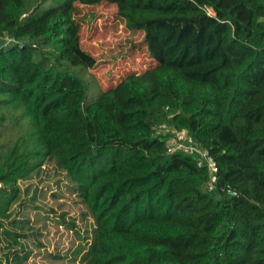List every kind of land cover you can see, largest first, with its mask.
<instances>
[{
  "label": "trees",
  "instance_id": "16d2710c",
  "mask_svg": "<svg viewBox=\"0 0 264 264\" xmlns=\"http://www.w3.org/2000/svg\"><path fill=\"white\" fill-rule=\"evenodd\" d=\"M102 4L145 34L156 66L89 103L66 66L96 67L77 15ZM5 38L0 264L30 260L34 227L13 207L47 162L96 221L88 264H264V0H0ZM164 123L208 150L213 191L195 156L167 154Z\"/></svg>",
  "mask_w": 264,
  "mask_h": 264
},
{
  "label": "rangeland",
  "instance_id": "374dc122",
  "mask_svg": "<svg viewBox=\"0 0 264 264\" xmlns=\"http://www.w3.org/2000/svg\"><path fill=\"white\" fill-rule=\"evenodd\" d=\"M77 19L82 25V48L97 59V65L88 70L66 67L87 84L89 103L128 75L156 66L144 42L145 34L130 31L115 5H79ZM9 131L15 136L19 128L10 126ZM21 186L23 199L13 207V215L24 218L23 214H28L34 227L32 232L27 231L30 234L25 241L32 252L28 264H88L96 221L66 173L54 162H47L34 179ZM36 189L45 193L44 197L38 195L42 201H34Z\"/></svg>",
  "mask_w": 264,
  "mask_h": 264
},
{
  "label": "built area",
  "instance_id": "2783aa9c",
  "mask_svg": "<svg viewBox=\"0 0 264 264\" xmlns=\"http://www.w3.org/2000/svg\"><path fill=\"white\" fill-rule=\"evenodd\" d=\"M155 131L157 136H166L167 154L183 152L190 156H195L199 168L207 167L209 169L212 180L208 184L207 190L213 191L215 189L218 167L208 150L200 148V146L190 138L187 132L178 131L165 123L158 125ZM228 195L235 197L237 193L229 191Z\"/></svg>",
  "mask_w": 264,
  "mask_h": 264
},
{
  "label": "water",
  "instance_id": "95a60500",
  "mask_svg": "<svg viewBox=\"0 0 264 264\" xmlns=\"http://www.w3.org/2000/svg\"><path fill=\"white\" fill-rule=\"evenodd\" d=\"M22 44L24 45H29L30 42L28 40H22L21 41ZM16 42L14 40H9L8 38H5L3 40H1L0 42V51L7 45H9L10 47L15 46Z\"/></svg>",
  "mask_w": 264,
  "mask_h": 264
}]
</instances>
